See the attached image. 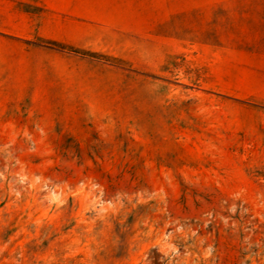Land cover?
I'll use <instances>...</instances> for the list:
<instances>
[{
  "label": "rangeland",
  "instance_id": "obj_1",
  "mask_svg": "<svg viewBox=\"0 0 264 264\" xmlns=\"http://www.w3.org/2000/svg\"><path fill=\"white\" fill-rule=\"evenodd\" d=\"M127 1L0 0V264H264V0Z\"/></svg>",
  "mask_w": 264,
  "mask_h": 264
},
{
  "label": "crops",
  "instance_id": "obj_2",
  "mask_svg": "<svg viewBox=\"0 0 264 264\" xmlns=\"http://www.w3.org/2000/svg\"><path fill=\"white\" fill-rule=\"evenodd\" d=\"M132 0L130 4H134ZM127 0H81L84 6L77 15L88 19L98 21L105 17V22L109 24L107 28L118 30L121 29V22L126 16ZM72 22H83V20L72 18Z\"/></svg>",
  "mask_w": 264,
  "mask_h": 264
}]
</instances>
